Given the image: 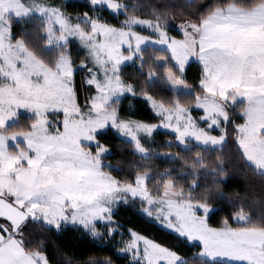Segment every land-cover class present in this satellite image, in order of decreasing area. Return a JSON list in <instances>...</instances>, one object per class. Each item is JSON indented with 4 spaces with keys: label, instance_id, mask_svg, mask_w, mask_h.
Segmentation results:
<instances>
[{
    "label": "snow or ice",
    "instance_id": "obj_1",
    "mask_svg": "<svg viewBox=\"0 0 264 264\" xmlns=\"http://www.w3.org/2000/svg\"><path fill=\"white\" fill-rule=\"evenodd\" d=\"M253 180L264 0H0V264H264Z\"/></svg>",
    "mask_w": 264,
    "mask_h": 264
},
{
    "label": "trees",
    "instance_id": "obj_2",
    "mask_svg": "<svg viewBox=\"0 0 264 264\" xmlns=\"http://www.w3.org/2000/svg\"><path fill=\"white\" fill-rule=\"evenodd\" d=\"M66 2L69 4H72V5H78V4L84 3L85 1H66ZM128 2L134 3L135 0H128ZM74 46H75V44H74ZM127 71L132 72V71H134V68L132 66H129L127 68ZM194 71H195V69H194ZM190 75H192V73H190ZM124 153L125 154L122 155L121 152H119V151L114 152L113 156L111 157L112 164L116 165L118 160L129 161L132 159V157L130 155V149L125 148ZM226 162H227V164L233 163V161L231 159H228ZM120 167L122 169H124V171H127L126 164H121ZM252 183L254 184V189H253L254 192L262 201H264V189L261 188L258 181L253 180ZM244 184H245V181L240 179L239 176H236L234 178V180L230 182V187L235 186L237 189L243 191ZM246 204H247V207L251 209L254 218H259L261 216V214L264 213V202H253L252 200H249L246 202ZM121 215L125 220H127L128 218H131L133 220V222L136 223L137 227L144 229L145 231H147L149 233V235H155L157 238H167L164 235L163 229H159V227L156 225H153L152 227H150L146 223H141L140 218L139 217H132L130 211L122 212Z\"/></svg>",
    "mask_w": 264,
    "mask_h": 264
},
{
    "label": "rangeland",
    "instance_id": "obj_3",
    "mask_svg": "<svg viewBox=\"0 0 264 264\" xmlns=\"http://www.w3.org/2000/svg\"><path fill=\"white\" fill-rule=\"evenodd\" d=\"M66 1H85V0H66Z\"/></svg>",
    "mask_w": 264,
    "mask_h": 264
}]
</instances>
